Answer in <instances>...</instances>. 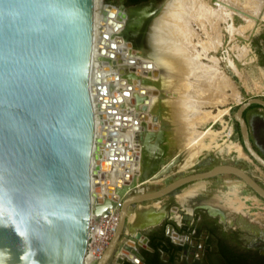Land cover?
<instances>
[{
  "label": "water",
  "instance_id": "water-1",
  "mask_svg": "<svg viewBox=\"0 0 264 264\" xmlns=\"http://www.w3.org/2000/svg\"><path fill=\"white\" fill-rule=\"evenodd\" d=\"M168 1L129 8L103 0L101 12L104 21L107 17L116 19L110 20L115 31L120 28L118 22L124 21L119 36L134 53L145 57L152 51V24ZM95 12L96 0H0V264H84L92 214L107 215L118 201L120 223L97 264H145L140 249L153 250L144 234L147 230L127 233L131 207L224 175L238 177L264 199V186L243 168L229 164L141 193L135 191L143 186L135 182L137 172L125 192L127 185L113 196L105 193V183L110 181L103 168L113 159L103 161V151L97 152V146L103 150L112 143L126 144L130 149L123 152L121 161L137 162L139 153L131 150L125 138L118 137L115 129L121 126V116H116V121L111 119L117 110L106 109L103 99L108 101V83L129 78L130 70L121 68L118 74L107 77L99 72L92 83ZM103 36L101 53L115 59L116 44L109 49V35ZM123 63L136 61L130 58ZM143 67L146 73L153 65ZM104 69L108 71L109 65ZM141 93L146 91L142 89ZM159 93L154 91L155 95ZM96 95L100 101L97 106ZM130 96L129 91H115L114 102L123 103L124 97ZM144 102L143 110L148 111L149 98ZM253 105L264 108V99L253 97L241 103L234 118L245 153L264 171V157L254 148L245 116ZM142 118L144 123L136 140L138 145L146 146L147 130L153 125L145 123L147 115ZM130 120L124 117L125 122ZM154 121L158 123L159 118ZM157 168L153 166L151 171ZM94 187H101V191ZM164 211L173 222L175 215L188 225L194 220L195 211L190 213L181 205L173 206L171 211L164 206ZM167 236L174 243H183L173 224L168 225ZM187 238L190 242L192 235Z\"/></svg>",
  "mask_w": 264,
  "mask_h": 264
},
{
  "label": "bare ground",
  "instance_id": "bare-ground-1",
  "mask_svg": "<svg viewBox=\"0 0 264 264\" xmlns=\"http://www.w3.org/2000/svg\"><path fill=\"white\" fill-rule=\"evenodd\" d=\"M212 1H215L214 5ZM103 7V0H96L92 83H95L99 72L103 77H107L118 74L121 68L130 70L129 78L124 77L108 83V101L103 99L106 109L117 110V114L110 115L111 119L116 121V116H121V126L115 129L118 137L125 138V143L131 146V150L139 153L137 162L121 161L123 152L127 153L130 149L126 144L120 146L112 143L103 150L97 146V152L103 151V161L113 159L111 165L106 163L103 168L107 172V180L110 181L108 185L105 183V193L113 196L118 188L127 185L123 190L125 192L132 186L133 181L130 178L134 173L138 172L135 179L138 185L162 183L171 173L187 170L195 163L206 147L203 139L211 133L210 130L199 132L196 121L206 113L203 110L209 104L204 98L206 88L211 85L212 75H215L217 70L209 69L206 73L204 69L208 68L201 63V55L197 50L199 44L194 40L200 37L201 31L208 39V43L203 45V51L207 53L217 50L222 43L224 30L232 37L245 30V27H235L234 18L240 16L252 25L261 15L264 0H169L161 15L152 24V51L150 56L145 57L134 53L128 43L119 36L124 21L118 22L120 28L117 31L110 24V20L116 19L107 17L108 20L104 21L105 16L101 12ZM104 34L109 35V49L112 43L116 44L115 59L101 53L100 45L104 41ZM130 58L135 59L136 63H123L128 62ZM148 63L153 67L145 73L143 65ZM105 65H109L108 71L104 69ZM155 72H158L157 75ZM142 89L146 91L145 94L141 93ZM156 90L160 92L159 95L154 94ZM115 91H129L131 96L124 97L123 103L114 102ZM146 98L150 100L148 111L143 110ZM94 102L96 106L99 104V95L94 96ZM96 113L99 116L98 108ZM142 115L148 116L146 124L153 125L152 129L147 130L149 141L146 146L138 145L136 140L139 127L144 123ZM124 117H130L131 120L125 122ZM155 117L159 118L158 123L154 121ZM97 120L99 124V117ZM231 134L232 131L228 133V137ZM104 139L107 140L106 136ZM226 150L237 154L233 160L242 162L244 166L240 167L243 169L246 168V162H252L241 145L230 144ZM112 166H115L114 172ZM153 166L158 167L154 172L151 171ZM248 173L264 185V171L259 166ZM94 190L100 192L101 187H94ZM177 200L190 213L205 209L213 217H219L229 224L233 223L238 212L231 201H223L219 194L207 193L203 188L182 192L177 196ZM129 217L127 233L135 235L140 230L160 225L166 219V213L164 205L155 201L130 209ZM174 219L178 223L181 221L179 215H175Z\"/></svg>",
  "mask_w": 264,
  "mask_h": 264
},
{
  "label": "rangeland",
  "instance_id": "rangeland-1",
  "mask_svg": "<svg viewBox=\"0 0 264 264\" xmlns=\"http://www.w3.org/2000/svg\"><path fill=\"white\" fill-rule=\"evenodd\" d=\"M212 4L214 5L215 1H212ZM234 25L236 28L245 27V30L233 37L224 30L222 43L217 50L207 53L203 51V45L208 43V39L201 31H199L200 37L194 40L199 44L197 50L201 55L200 61L208 68L204 69L206 73L209 69L217 70L216 74L212 75L211 85L206 88L204 98L209 101L203 109L206 113L196 121L199 132L211 131L203 139L205 149L189 169L171 173L162 183H148L136 188V193L156 191L178 178L205 172L217 165L229 164L239 167L243 165L242 162L233 160L237 156L236 153H229L226 149L230 144L243 146L240 128L234 118L240 104L253 97L264 99V8L252 25L240 16L234 18ZM258 107L253 105L250 108L254 112ZM230 131L232 134L228 137ZM256 142L258 144L256 146L263 153L264 141L256 139ZM257 166L255 162L245 163L247 172L257 169ZM199 188H203L207 193L219 194L223 201L232 202L238 211L233 226L238 227L241 222H245L258 227L264 236V199L236 176L224 175L199 181L158 201L166 207L179 206L177 200L179 194ZM149 203L152 202L143 205ZM129 225L130 217L128 228Z\"/></svg>",
  "mask_w": 264,
  "mask_h": 264
},
{
  "label": "flooded vegetation",
  "instance_id": "flooded-vegetation-1",
  "mask_svg": "<svg viewBox=\"0 0 264 264\" xmlns=\"http://www.w3.org/2000/svg\"><path fill=\"white\" fill-rule=\"evenodd\" d=\"M150 1L159 4L164 0H146L135 5H128L127 0H110L117 6L124 4L129 8ZM253 145L264 157L254 142ZM172 207L167 208L171 211ZM198 210L194 212L191 225L182 218L180 223L173 222L169 216L158 227L144 232L153 250L140 249L145 264H229L230 258L239 260L240 264H264V236L258 227L243 223L235 227L211 216L205 209ZM170 224L174 225V231L183 243H174L167 236ZM190 234L192 239L189 242L187 236ZM152 243L158 244V248H154Z\"/></svg>",
  "mask_w": 264,
  "mask_h": 264
},
{
  "label": "built area",
  "instance_id": "built-area-1",
  "mask_svg": "<svg viewBox=\"0 0 264 264\" xmlns=\"http://www.w3.org/2000/svg\"><path fill=\"white\" fill-rule=\"evenodd\" d=\"M121 201L109 209L107 215L97 216L92 214L88 250L84 264H97L109 247L120 223Z\"/></svg>",
  "mask_w": 264,
  "mask_h": 264
},
{
  "label": "crops",
  "instance_id": "crops-1",
  "mask_svg": "<svg viewBox=\"0 0 264 264\" xmlns=\"http://www.w3.org/2000/svg\"><path fill=\"white\" fill-rule=\"evenodd\" d=\"M246 119L250 128L252 140L254 143H256L255 145L258 146L256 139H261L264 141V108L258 107V110L254 112L253 109L250 108L247 111Z\"/></svg>",
  "mask_w": 264,
  "mask_h": 264
},
{
  "label": "trees",
  "instance_id": "trees-1",
  "mask_svg": "<svg viewBox=\"0 0 264 264\" xmlns=\"http://www.w3.org/2000/svg\"><path fill=\"white\" fill-rule=\"evenodd\" d=\"M108 3L110 2V0H106ZM143 1H146V0H127V4L128 5H135V4H139ZM261 107V106H259ZM247 112L245 113V116H246ZM152 246L154 248H158V244H155V243H152ZM229 264H240L239 260H234V259H229Z\"/></svg>",
  "mask_w": 264,
  "mask_h": 264
}]
</instances>
